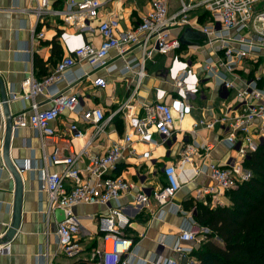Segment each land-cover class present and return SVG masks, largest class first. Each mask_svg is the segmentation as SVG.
<instances>
[{
  "label": "built area",
  "instance_id": "2783aa9c",
  "mask_svg": "<svg viewBox=\"0 0 264 264\" xmlns=\"http://www.w3.org/2000/svg\"><path fill=\"white\" fill-rule=\"evenodd\" d=\"M30 1L34 24L27 52H33L35 42L45 38L43 31L37 28L52 23L57 29L60 24L63 26L58 29L56 41L64 55L40 80L31 71L21 83L19 93L11 94L7 101L27 104L11 117V133L28 128L40 141V165L34 170L39 192L48 199L47 215L54 214L55 210L63 212L64 220L56 225L60 253L79 261L84 249L78 239L80 222L74 209L102 206L106 212L93 216L101 245L91 249L83 261L198 264L192 256L196 249L194 244H197L198 234L205 237L209 230L196 225L192 215L194 207L184 210L175 202V197L185 183L190 184L199 175H205L210 185L194 190V204L225 206L217 192L235 190L252 178L244 162L264 143V88L260 86L261 75L254 72L251 78H243L240 74L250 75L253 61L264 57V0H177L173 12L169 11L170 0H148V8L139 22L127 29L118 16L100 19L99 14L107 3L137 0H56L62 3L61 8H53L52 0ZM94 21L98 22L92 27ZM187 29L202 37L201 41L182 45L181 34ZM93 34L99 37V45H95ZM154 55L168 59L167 66L158 75L167 88H155L152 100L141 103L136 112L134 104L138 87L145 78V62ZM111 57L124 63L121 71L125 75L133 74L135 85L127 99L115 109L105 111L99 106L83 109L82 98L75 88L99 71L115 70L110 64ZM81 62L87 64L90 71L70 77ZM60 83H64L66 89L59 90ZM91 84L100 90L107 87L103 76H96ZM209 85L222 105L210 118L193 121L191 130L184 132L193 139L182 141L178 160L161 168L162 182L157 187L145 188L148 174L137 173V182L117 174L124 163L138 161L136 165L140 167L150 160L151 152L138 151V145L171 146L176 133L181 132L176 124L199 111L195 101L203 96L204 90L210 89ZM40 97L43 100H38ZM65 114L69 124L65 134H60L54 124ZM117 118L124 123V132L103 153L92 155V144L106 134L107 126ZM78 124L91 132L81 150L75 152L72 141L86 135ZM199 130L218 132V142L234 155L222 164L205 163L214 145L196 143L194 138ZM1 131L3 124H0ZM47 146L51 147L50 152ZM82 158H86V163L80 168ZM18 165L24 171L32 167L30 161ZM49 166L61 167V171L50 172ZM187 169L191 175L186 179L182 173ZM133 192L136 206L143 205L152 219L158 220L166 212L184 218L178 233L170 241L161 238L147 260L136 257V242L128 234L133 216L119 203L121 197ZM152 202L156 210L151 208ZM166 250L170 251L169 256ZM10 254V241L0 244V256Z\"/></svg>",
  "mask_w": 264,
  "mask_h": 264
},
{
  "label": "crops",
  "instance_id": "0c3cea01",
  "mask_svg": "<svg viewBox=\"0 0 264 264\" xmlns=\"http://www.w3.org/2000/svg\"><path fill=\"white\" fill-rule=\"evenodd\" d=\"M170 2L169 11L173 12L177 8V0L175 6L171 8ZM52 6L53 8H61L62 3L52 0ZM32 7L33 3L30 0H0V81L4 85L7 99L10 98L11 94L19 93L21 83L31 71L36 79L40 80L54 69V66L60 59L52 54L51 42L54 39L56 44H58L56 34L58 33V29H63V26H60L61 24L58 26V29L52 23L42 28L38 27L37 30L43 31L45 38L37 41V43L35 42L33 52H27L30 48V32L34 24L31 12ZM147 8L148 0H137L136 2L115 1L107 3L104 6L99 14V18H107L112 15L118 16L121 19L123 28L127 29L139 22L140 16ZM97 22H92V27H95ZM86 36H89V34ZM93 39L95 45H99L100 39L96 34H93ZM201 39L202 37L198 35V39L190 38L188 41L189 43L190 41L199 42ZM189 43L186 45H189ZM205 52L207 54V51ZM135 56L139 57L138 55ZM35 58H38L43 63L42 67H39V65L35 66ZM110 64L115 67V70L110 73H106L103 70L99 71L91 75L90 78L83 79L80 85H77V88H75V91L82 98L81 107L83 109L99 106L105 111H109L115 109L129 96L131 89L135 85L133 74H123L121 70L124 67V63L117 58L111 57ZM167 64L168 59L159 55H154L152 60L145 62V78L138 87L134 104L136 112L141 103H148L152 100L155 88H167L162 78L158 76L159 72H162ZM251 68L253 70L250 75L245 73H241L240 75L243 78H251L254 72L261 75L262 81L260 86L264 88V57H261L257 62L253 61ZM88 71H90L88 65L81 62L74 67L70 77ZM96 76H103L107 81L105 90L92 87L91 82ZM58 88L59 90L66 89V85L60 83ZM38 100H43V98L40 97ZM195 105L199 108V111H194L191 116L176 124L177 129H180L181 132L176 133L171 146L160 145L154 147L152 145H138V151L151 152L150 160L142 163L140 167L136 165L138 161L128 164L124 163L119 168L117 174L133 182L138 181L135 176L137 173L148 174V180L144 184L145 188L149 190L157 187L162 182L161 168L166 163H175L178 160L182 141L190 142L193 139L192 136L184 132L191 130L193 121L201 118L208 119L211 113H217L222 105V100L216 96V92L212 87L204 90L203 96L197 98ZM26 106L27 104L20 101L8 102L10 116L12 117L21 112ZM203 108L206 110L202 111ZM0 111L2 110L0 109ZM72 118L76 119L75 116ZM5 121L6 118L0 113V124H3V131L0 132V244L10 241L11 254L9 256H0V264H92L83 261V259L87 258L91 249L101 245L93 216L105 213L106 208L102 206H79L74 209V213L79 217L80 230L78 239L81 247L84 249V253L78 258L79 261L68 259L61 254L56 238V225L58 222L54 214L47 215L48 199L45 194L39 192L37 172L34 170L36 166L40 165L41 144L35 132L28 128L18 129L9 140L8 155L11 162L24 164L26 161H30L32 167L21 174L23 194L18 229L12 239L6 240V237L11 234L14 224L15 182L6 170L3 160ZM68 124L69 118L65 114L54 124V127L58 133L65 134ZM78 128L84 131L86 135L84 138L72 141L75 152L81 150L87 136L91 132L90 130L85 131L86 127L82 124H78ZM105 132L106 134H102L99 140L90 147L92 155L103 153L112 141L117 140L119 135L124 132V123L120 118H117L107 126ZM217 133L199 130L196 138H194L196 143L207 142L214 145L205 163L222 164L229 156L234 155L225 145L218 142ZM178 134L181 135L180 138H178ZM107 135L109 138H107ZM47 151H51L50 146H47ZM85 163L86 158H82L78 166L82 168ZM186 167L191 168L190 166ZM49 171L59 172L61 171V167L49 166ZM182 175L187 179L191 174L187 169ZM188 185L187 189L183 186L175 197V202L179 203L183 209L190 205L194 207V190L201 185H210V181L205 175H199L194 182ZM134 193L121 197L119 203L125 208V212L128 215L133 216L132 228L129 229L128 234L136 242V257L138 260H147L152 256L156 249V244L161 238L170 241L178 233L184 218L180 215H172L166 212L162 218L158 220L152 219L148 210L143 205L136 206L137 204L134 203ZM151 204V208L156 210L157 206L153 202ZM194 213L195 210L192 212L193 217ZM196 246L197 244H194V247ZM165 254L169 256L170 251L166 250Z\"/></svg>",
  "mask_w": 264,
  "mask_h": 264
},
{
  "label": "trees",
  "instance_id": "16d2710c",
  "mask_svg": "<svg viewBox=\"0 0 264 264\" xmlns=\"http://www.w3.org/2000/svg\"><path fill=\"white\" fill-rule=\"evenodd\" d=\"M51 45L52 54L61 60L60 46L54 39ZM36 65L43 63L35 58ZM244 167L252 178L227 192L229 205L194 204L195 223L209 230L205 243L192 253L198 264H264V143L245 160Z\"/></svg>",
  "mask_w": 264,
  "mask_h": 264
},
{
  "label": "water",
  "instance_id": "95a60500",
  "mask_svg": "<svg viewBox=\"0 0 264 264\" xmlns=\"http://www.w3.org/2000/svg\"><path fill=\"white\" fill-rule=\"evenodd\" d=\"M198 39V34L195 32H192L190 30H185L184 34L180 38V42L182 45H186L189 43L188 39ZM0 100H1V109H2V115L6 118L5 121V133H4V151H3V160H4V166L6 170L9 172L11 178L15 182V196H14V224L12 226V232L11 234L6 237V240L12 239L15 235L17 229H18V223H19V215H20V209H21V201H22V194H23V183L21 180V174L24 172V168L20 167L18 163H12L9 159L8 155V147H9V140L12 136L11 133V116L10 112L8 110V101L7 96L5 92V88L3 83L0 81ZM263 140H261L262 142ZM54 217L58 223L62 222L64 220L63 212L61 210H55L54 211Z\"/></svg>",
  "mask_w": 264,
  "mask_h": 264
},
{
  "label": "rangeland",
  "instance_id": "374dc122",
  "mask_svg": "<svg viewBox=\"0 0 264 264\" xmlns=\"http://www.w3.org/2000/svg\"><path fill=\"white\" fill-rule=\"evenodd\" d=\"M171 2H170V8L171 7H174L175 6V3H176V0H170ZM171 10V9H170ZM207 87H209V88H212V86H207ZM185 126V125H184ZM185 128V127H184ZM178 136V138H180V134H178L177 135ZM181 141V140H180ZM184 175V174H183ZM188 184L187 183H185V189H187L188 188V186H187ZM217 194L219 195V198H220V200H221V202H222V204H224L225 206L226 205H229V200H228V196H227V192H221V191H218L217 192ZM208 207H214V206H211V205H207ZM197 225V224H196ZM198 226V225H197ZM199 227V226H198ZM197 246H196V248L198 249L199 248V246H201V244H203V243H205V241H206V239H205V237H203L202 236V234H198V236H197ZM215 242H217L216 240H215ZM196 260V259H195ZM180 264H184V262H181Z\"/></svg>",
  "mask_w": 264,
  "mask_h": 264
},
{
  "label": "bare ground",
  "instance_id": "6f19581e",
  "mask_svg": "<svg viewBox=\"0 0 264 264\" xmlns=\"http://www.w3.org/2000/svg\"><path fill=\"white\" fill-rule=\"evenodd\" d=\"M108 262H110V259H108Z\"/></svg>",
  "mask_w": 264,
  "mask_h": 264
}]
</instances>
